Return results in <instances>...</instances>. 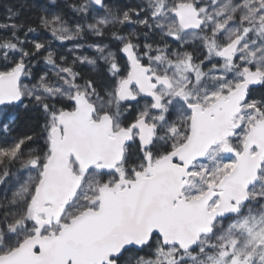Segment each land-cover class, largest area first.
I'll return each mask as SVG.
<instances>
[{
    "label": "snow or ice",
    "instance_id": "obj_1",
    "mask_svg": "<svg viewBox=\"0 0 264 264\" xmlns=\"http://www.w3.org/2000/svg\"><path fill=\"white\" fill-rule=\"evenodd\" d=\"M0 8V264H264V0Z\"/></svg>",
    "mask_w": 264,
    "mask_h": 264
},
{
    "label": "rangeland",
    "instance_id": "obj_2",
    "mask_svg": "<svg viewBox=\"0 0 264 264\" xmlns=\"http://www.w3.org/2000/svg\"><path fill=\"white\" fill-rule=\"evenodd\" d=\"M68 47H70V44H68V43H65V45H64V48L65 49H67ZM84 54H91V52L89 51V52H87V53H84ZM25 82H27V81H25Z\"/></svg>",
    "mask_w": 264,
    "mask_h": 264
},
{
    "label": "trees",
    "instance_id": "obj_3",
    "mask_svg": "<svg viewBox=\"0 0 264 264\" xmlns=\"http://www.w3.org/2000/svg\"><path fill=\"white\" fill-rule=\"evenodd\" d=\"M0 2H3V0H0ZM3 14H4L3 8H0V16H2Z\"/></svg>",
    "mask_w": 264,
    "mask_h": 264
}]
</instances>
